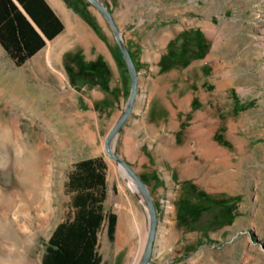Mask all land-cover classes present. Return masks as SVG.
<instances>
[{
  "label": "rangeland",
  "instance_id": "1",
  "mask_svg": "<svg viewBox=\"0 0 264 264\" xmlns=\"http://www.w3.org/2000/svg\"><path fill=\"white\" fill-rule=\"evenodd\" d=\"M65 1L67 12L79 14L96 38L104 40L98 58L84 52V33L80 39L73 36L72 47L66 46L71 37L63 33L52 65L17 64L0 44V264L42 263L53 229L74 212L69 174L78 160L94 156L106 160L104 206L117 214L112 235L107 221L99 230L101 264L136 263L132 249L140 247L139 234L121 239L125 230H136V224L148 230L136 263L141 264L150 237L149 200L124 164L109 154L108 143L142 179L154 202L156 237L147 264H264V0H99L110 8L131 52L128 36L185 14L197 27L171 39L161 59L183 55L185 48L174 52L172 43L180 47L178 37L193 30L201 32L207 46L196 58L209 52L207 64L200 67L205 78L199 82L197 70H190L184 81L180 78L192 59L167 69L160 59L162 70L177 68L180 73L168 76L171 106H177L178 88L181 93L191 87L202 90L191 111L178 112L159 130L140 127L133 120L142 104L138 78L133 110L114 132L132 90L131 77L125 81L120 68V62L127 66V61L111 24L92 0ZM107 52L120 69L115 85L102 56ZM86 63L98 65L101 73ZM135 63L138 75L145 76L140 68L148 67ZM196 115L197 120H210L208 136L231 155L230 191L212 192L191 180L180 181L170 161L156 154L154 144L160 137L171 131L190 133ZM128 152L144 160L127 159ZM197 159L201 164L215 162L198 154ZM217 200L232 204L220 209L221 223L212 226L214 214L204 204ZM227 215L232 216L230 222H224Z\"/></svg>",
  "mask_w": 264,
  "mask_h": 264
},
{
  "label": "crops",
  "instance_id": "2",
  "mask_svg": "<svg viewBox=\"0 0 264 264\" xmlns=\"http://www.w3.org/2000/svg\"><path fill=\"white\" fill-rule=\"evenodd\" d=\"M46 1L59 15L63 21L64 28L53 38H49L40 30L41 28L39 29L34 24L43 35L45 43L21 64L31 63L34 66H41L42 64L52 65L53 56L56 53L55 48L57 42L61 39L60 36L63 33H65L67 37H71V43L67 44V47H72V38L75 34L78 35V37L75 36L77 39H80L79 36L82 33H84L85 36H90L92 41H89L86 38L87 36H82V39L85 41L83 45L85 47L84 52L95 59L101 56L99 54L103 52L102 47L105 45L104 40L96 38L91 32L89 24L83 18L76 13H68L65 0ZM185 15L165 24L152 25L150 27L143 26L140 28L138 35L134 34L133 36L130 35L131 37L128 36L132 43L131 49L134 52L133 56L137 63L139 62L148 67L140 68L145 76L142 77L140 74L141 72H139L138 75V97L142 104L140 108L135 111L136 116H134L133 120L138 122L140 127H156L157 130H159L158 128L165 126L166 122L170 124V118L174 121L173 118L178 112L188 113L191 111L192 102L202 94L201 89L193 87L183 90L181 93L180 87L177 91L178 99L174 100L177 106H171L168 101L169 97L167 96L168 89L172 87L168 83V80H171L168 79V76L170 75L174 78L180 73L176 71L177 68L168 70L161 69L160 59L164 53V47L168 42L184 29H194L197 27L193 23H190V20L187 19ZM132 37L134 38L132 39ZM93 44L96 45L94 50L90 48ZM1 46L6 50L2 44ZM135 48L139 50L138 53L135 51ZM7 53L10 58L16 62L8 51ZM207 54L204 57L192 59L190 63L182 69L184 72L180 74V78L184 81L188 79L190 70L193 73L197 70L198 72L195 73V76H197L196 80L198 82L200 79L204 81L205 77L200 67L207 64L209 59L207 58ZM102 56L106 59L111 79L113 80L112 85H115L117 83V76L120 74L118 64L111 53L109 54V52H107L105 56ZM194 80V77H192L189 79V82H193ZM172 99H175L173 94ZM196 118L198 119L199 115L194 116L192 119L191 126H189L192 129L190 133L185 134V132H181L178 134L176 131H171L167 132L165 136L160 137L154 144L156 154L159 155V159L170 161V164L176 169L175 172L180 181L191 180L203 189L212 192L230 191L233 186L231 155L226 152V149L222 145L212 142V137L208 136L211 132L209 125L210 120H197ZM136 143L139 145L141 140L137 139ZM204 143L209 144V146L202 145ZM197 154L204 157L206 160L212 161V159H214L215 162L201 164L197 161ZM126 157L130 160H136L138 158L141 161L144 160L143 156L138 157L136 153L134 154L132 152H128ZM208 183L209 186H207Z\"/></svg>",
  "mask_w": 264,
  "mask_h": 264
},
{
  "label": "trees",
  "instance_id": "3",
  "mask_svg": "<svg viewBox=\"0 0 264 264\" xmlns=\"http://www.w3.org/2000/svg\"><path fill=\"white\" fill-rule=\"evenodd\" d=\"M34 19L41 30L53 38L63 28L59 15L46 0H18ZM83 17L86 13L77 8ZM180 47L174 52L185 48L183 55L171 57L165 55L161 59L162 68L188 64L193 58L204 55L205 39L201 32L193 30L179 37ZM0 42L14 58L17 64L23 63L31 54L44 45L45 39L16 0H0ZM177 43V42H176ZM133 55V54H132ZM92 71L101 73L98 65L86 63ZM121 73L125 79L130 78L128 66L120 62ZM107 163L104 157H85L75 163L69 174L68 189L74 191L72 204L74 212L66 219L57 223L48 238L41 264H101L98 253V234L104 222H108L109 233L112 235L117 214L106 211L104 200L107 196ZM232 203L217 200L204 204L206 210H212L214 224L219 222L220 209H226ZM228 216V215H227ZM226 216L224 222H230L232 216Z\"/></svg>",
  "mask_w": 264,
  "mask_h": 264
},
{
  "label": "water",
  "instance_id": "4",
  "mask_svg": "<svg viewBox=\"0 0 264 264\" xmlns=\"http://www.w3.org/2000/svg\"><path fill=\"white\" fill-rule=\"evenodd\" d=\"M102 11L104 16L107 18L109 23L112 26V29L114 31L116 40L124 54V57L127 61V66L129 70V74L131 77V83H132V90L130 94L129 101L127 103V106L121 115V117L117 120V122L114 125L113 132L116 131L122 124L123 122L127 119L128 115L131 113L133 110V106L135 103V99L137 96V90H138V71H137V66L135 63V59L132 55V52L130 49L125 45L123 38L121 37V34L119 32L118 25L116 24V21L113 18L112 12L110 8H108L106 5H104L102 2L99 0H92ZM16 2L20 5V7L24 10V12L29 16V18L32 20V22L40 29V27L37 25V23L34 21V19L29 15V13L26 11V9L22 6V4L16 0ZM41 30V29H40ZM108 150L109 154L116 159L120 160L126 169L129 171V173L134 177L135 181L139 185V187L142 189V191L145 193V195L148 197L149 200V206H150V212H151V227H150V237L149 241L146 245L144 255L142 257L141 264H147V261L151 255L152 249L154 247V242H155V237H156V212L154 208V202L152 200L151 194L146 187V185L143 183L142 179L138 176V174L134 171V169L129 165V163L123 159L119 154L112 152L111 150V145L108 143Z\"/></svg>",
  "mask_w": 264,
  "mask_h": 264
},
{
  "label": "bare ground",
  "instance_id": "5",
  "mask_svg": "<svg viewBox=\"0 0 264 264\" xmlns=\"http://www.w3.org/2000/svg\"><path fill=\"white\" fill-rule=\"evenodd\" d=\"M122 226H123V224L120 226V231H123V230H121L122 229ZM136 226H137V229L135 228L136 230H134V229L133 230L132 229L131 230L128 229L129 231H126L125 230L124 231V234L121 235V239H129V238L132 239L133 236H136L137 234H139L140 247L139 248L137 247V249H136V247L132 249V253L133 254L135 253L136 263H137V261L142 256V252H143V249H144V246H145V242H146V239H147V236H148V230H147V228H143L139 224H136ZM135 231H136V235H134V232Z\"/></svg>",
  "mask_w": 264,
  "mask_h": 264
}]
</instances>
